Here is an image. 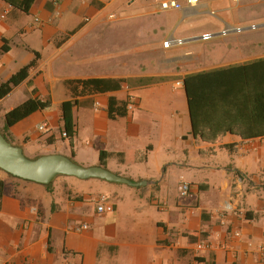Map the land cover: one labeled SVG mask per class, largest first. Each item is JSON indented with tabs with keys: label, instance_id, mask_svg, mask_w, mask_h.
<instances>
[{
	"label": "crops",
	"instance_id": "1",
	"mask_svg": "<svg viewBox=\"0 0 264 264\" xmlns=\"http://www.w3.org/2000/svg\"><path fill=\"white\" fill-rule=\"evenodd\" d=\"M74 1L36 0L24 13L0 0V85L31 63L35 52L40 54L29 77L0 100V107L11 104L0 116L5 118L30 98L52 102L50 109L35 112L8 131L0 123V131L32 160L59 154L83 167H95L101 166L105 152V168L136 185L58 176L48 186L0 171V264H264V137L243 139L227 133L215 142L196 138L184 86L189 75L264 58V45L261 50L237 41L227 44L219 58L209 45L180 48L209 42L200 38L211 32H191L188 27L179 38L184 45L165 49L159 44L169 38L173 20L167 13L177 12H162L161 0H128L126 7L144 12L130 20L145 19L165 33L152 48L159 65L129 75L120 66L122 46L109 40L112 51L96 56L108 61L111 70L66 74L58 54L89 24L76 26L59 45L54 38L63 30L53 19L62 17ZM77 1V14L85 19L123 9L126 2ZM245 2L218 0L210 2L209 9L224 26H246L236 22V12L249 0ZM198 11L190 14L185 7L180 21L210 15L205 8ZM160 14L167 16L159 23L148 22ZM106 20L100 21L105 28L117 25ZM36 34L37 40H27ZM104 35L102 31L98 37ZM139 49L146 51L145 46ZM67 65L80 66L77 61ZM91 80L107 83H87ZM67 101L74 104L73 146L63 137L61 105ZM185 185L189 190L184 196ZM103 197L114 205L113 212L97 211ZM204 242L209 247L197 251Z\"/></svg>",
	"mask_w": 264,
	"mask_h": 264
},
{
	"label": "rangeland",
	"instance_id": "2",
	"mask_svg": "<svg viewBox=\"0 0 264 264\" xmlns=\"http://www.w3.org/2000/svg\"><path fill=\"white\" fill-rule=\"evenodd\" d=\"M125 1L126 2L124 3L123 9H110L100 16H91L85 19L79 17L77 14L81 7L79 4L80 2L75 0L72 6L63 14L62 17H56L53 19L55 21V25L57 24V27L63 30L62 32H59L54 38V42H57L59 45H61V42L67 40L71 36V32L75 30L76 26L79 27V25L82 23L83 25L89 24L85 29L76 33L75 36L69 41V44L59 52L57 62L58 64L60 63L66 65L64 70L67 72L63 71L64 73L68 74V72L72 70H81L82 72L88 71L93 73L111 70L108 66V61L104 59H97L96 56L99 53H110L112 51V47L108 46L109 40L112 43L114 42V46H122L120 49V66L124 69L123 71L125 73L129 75L132 73H142L148 70L150 67H157L159 65L158 53L152 48H156L157 46L155 44L156 38H158L159 35L163 36L165 33L159 31V25L152 24L148 26L145 19L130 20L132 17L134 18V16L144 12L130 10L125 6L126 3H128V0ZM245 1V3L248 2V0ZM98 8L101 10L102 6H98ZM168 14L169 16L173 17V20H170L167 38L172 35L175 27H177L179 24L180 25L174 34L176 38H180V36H182L183 32L188 27L191 32H201L207 30L211 32V34H214L224 26L223 22L210 15H193L180 21V12L167 13V15ZM236 14L239 16V20H236L237 23L240 22L243 23L240 25L246 26L255 24L258 26V29L256 31H250L239 35H231L229 37L218 36L207 43H188L180 48L187 46L199 47L200 44L206 46L209 45L208 47H215V52H217L219 58L223 57V53L226 51L225 47L227 44H236L237 41L243 42V44H247L249 46L252 44L256 47L259 46L262 50L264 45V0H249L247 5L245 7H241L240 10L236 12ZM167 15L160 14L150 17L148 22L150 21L154 24L159 23ZM240 16H248L250 18L245 19L244 17L243 19H240ZM103 19H109L110 23L108 24L116 22L115 24L117 25H113L110 28H105V24L100 23V21H103ZM179 21L181 23H179ZM34 25L40 26L38 23H34ZM109 26L110 25H107V27ZM102 31H104L105 35L98 37ZM137 33H139L140 36L142 35V37L138 36ZM37 36V34L29 35L27 36V40H37ZM16 39L18 43H21L23 38L19 37ZM166 40H161L159 46L162 47ZM259 42L260 45L258 44ZM144 46L146 47V51L139 49L140 47ZM42 52L43 50H41V53ZM83 60L84 62H82ZM67 61L74 63L77 61L80 66L76 67L75 65H72L68 67ZM55 67H57L56 64ZM49 69L50 68L48 67V70ZM54 85H56V83H54ZM59 94V90L56 89V98ZM10 105L11 104L9 103H5L2 105V107H0V110L5 111L9 109ZM184 114L187 115L186 109L184 110ZM0 123H4V118L1 116ZM59 133L60 131H57L58 137Z\"/></svg>",
	"mask_w": 264,
	"mask_h": 264
},
{
	"label": "trees",
	"instance_id": "3",
	"mask_svg": "<svg viewBox=\"0 0 264 264\" xmlns=\"http://www.w3.org/2000/svg\"><path fill=\"white\" fill-rule=\"evenodd\" d=\"M12 5L28 13L36 0H8ZM3 52L7 49L3 48ZM40 54L35 59L0 85V100L6 98L15 87L21 85L37 67ZM123 80L118 81L121 83ZM86 83V82H85ZM87 83H107L105 80H91ZM119 86V85H118ZM193 135L205 142H215L227 133L243 139L264 137V58L243 65L231 66L207 73L189 75L184 80ZM72 101L61 105L64 131L71 140L75 136ZM52 107L50 99L30 98L6 113L4 130L37 111ZM5 139L6 135L1 132ZM8 140V139H7ZM107 154L101 153V167L105 168ZM48 186H51L49 184ZM3 182L0 180V200Z\"/></svg>",
	"mask_w": 264,
	"mask_h": 264
},
{
	"label": "water",
	"instance_id": "4",
	"mask_svg": "<svg viewBox=\"0 0 264 264\" xmlns=\"http://www.w3.org/2000/svg\"><path fill=\"white\" fill-rule=\"evenodd\" d=\"M0 171L14 178L49 185L58 176L79 180L99 179L110 183L129 184V180L101 166L83 167L59 154L41 156L35 160L25 156L23 149L11 144L0 131Z\"/></svg>",
	"mask_w": 264,
	"mask_h": 264
},
{
	"label": "built area",
	"instance_id": "5",
	"mask_svg": "<svg viewBox=\"0 0 264 264\" xmlns=\"http://www.w3.org/2000/svg\"><path fill=\"white\" fill-rule=\"evenodd\" d=\"M61 0H54L55 3H58ZM84 3L87 2H92V1H101V0H81ZM218 0H184V3L181 2L180 0H161L160 1V10L162 12H171V11H176V12H181L184 10V8H188L190 14H196L199 13V8H205L208 10V13L216 17L217 14L214 11H211L209 9V3L210 2H215ZM232 2L239 4L245 0H231ZM258 29V26L255 24L248 25V26H236V25H230L226 24L223 29L218 33V34H203L201 36L202 41H210L214 39L215 37H229L231 35H239V34H244L246 32L250 31H256ZM185 40L176 38L175 36H170L164 43L163 47L165 49H170L173 47H178L182 46L185 44ZM130 109L132 108L131 106L129 107ZM43 130L44 128H40ZM63 137L66 138L67 134L64 133ZM188 186L185 185L183 186V195H187L188 193ZM102 204L97 206V211L99 213H111L114 211V205L112 203H108V199L106 197H103L101 199ZM84 228H87L86 226ZM209 247L207 243H199L196 246L197 251H203L206 250ZM262 253L264 254V246L261 248Z\"/></svg>",
	"mask_w": 264,
	"mask_h": 264
}]
</instances>
